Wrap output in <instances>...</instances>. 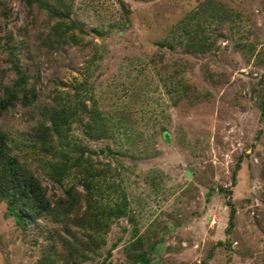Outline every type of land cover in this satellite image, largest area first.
I'll use <instances>...</instances> for the list:
<instances>
[{"label":"rangeland","instance_id":"obj_1","mask_svg":"<svg viewBox=\"0 0 264 264\" xmlns=\"http://www.w3.org/2000/svg\"><path fill=\"white\" fill-rule=\"evenodd\" d=\"M16 67L0 132L51 204L0 198V264H264V0H0V96Z\"/></svg>","mask_w":264,"mask_h":264},{"label":"trees","instance_id":"obj_2","mask_svg":"<svg viewBox=\"0 0 264 264\" xmlns=\"http://www.w3.org/2000/svg\"><path fill=\"white\" fill-rule=\"evenodd\" d=\"M194 27V26H193ZM192 27V28H193ZM192 28L183 29L186 35L184 40L187 44L191 38L195 36ZM198 28V26H197ZM18 72L17 77L13 81L11 87H5L4 94L0 96V108L11 103L13 99L18 98L24 103H30L34 100V93L25 90L24 74L16 67ZM261 113H264V96L261 99ZM58 115V114H56ZM59 116V115H58ZM53 122L56 124V117ZM52 118V119H53ZM57 125V124H56ZM61 144V143H60ZM66 158L62 161H50L46 173L58 184L62 183V177L67 170ZM79 160V155L72 158L71 163ZM234 172L231 174V181L233 182ZM218 191H224L226 194L230 193V188L219 185ZM63 197H58L54 203L57 209L63 211L67 205H72L77 199L74 197V189L68 186L63 189ZM0 198L6 201V211L15 217L17 222L23 223L28 219L37 218L45 209L50 207L51 201L46 196L45 191L41 185L39 178L31 173L23 171L20 164L17 162L15 156L10 152L9 146L5 139V135L0 132ZM226 203L230 205L228 213V225L233 215V207L229 200ZM61 240V238H59ZM140 260L142 264H148L146 251H137L132 258V263ZM52 260L48 253L42 255L40 264H49ZM97 264H102L98 262Z\"/></svg>","mask_w":264,"mask_h":264}]
</instances>
